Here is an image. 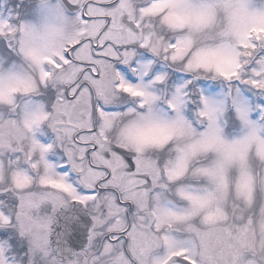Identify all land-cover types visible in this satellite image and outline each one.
<instances>
[{
  "label": "snow or ice",
  "instance_id": "6c2138e0",
  "mask_svg": "<svg viewBox=\"0 0 264 264\" xmlns=\"http://www.w3.org/2000/svg\"><path fill=\"white\" fill-rule=\"evenodd\" d=\"M0 264H264V0H0Z\"/></svg>",
  "mask_w": 264,
  "mask_h": 264
}]
</instances>
